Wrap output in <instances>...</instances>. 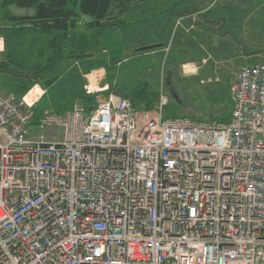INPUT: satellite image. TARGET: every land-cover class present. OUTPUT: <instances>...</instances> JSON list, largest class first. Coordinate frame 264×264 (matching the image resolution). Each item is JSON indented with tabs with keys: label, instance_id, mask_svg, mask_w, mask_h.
<instances>
[{
	"label": "built area",
	"instance_id": "1",
	"mask_svg": "<svg viewBox=\"0 0 264 264\" xmlns=\"http://www.w3.org/2000/svg\"><path fill=\"white\" fill-rule=\"evenodd\" d=\"M159 95L35 123L0 88V264H264V61L235 74L228 121Z\"/></svg>",
	"mask_w": 264,
	"mask_h": 264
},
{
	"label": "rangeland",
	"instance_id": "2",
	"mask_svg": "<svg viewBox=\"0 0 264 264\" xmlns=\"http://www.w3.org/2000/svg\"><path fill=\"white\" fill-rule=\"evenodd\" d=\"M141 1L134 0L133 2ZM146 1L159 3L160 1L171 2L176 0ZM184 5V7L177 8L176 12L178 14L190 10L199 13V17L196 19L197 22L205 21L204 17L211 19L213 22H218V26L204 28L203 35L208 36L206 38L202 36V33H199L201 30L192 31L194 38H198L200 43H197L189 33H187V38L190 43H187L182 36H178L181 26L178 28L176 22L175 29L169 28L167 31V34L169 31L172 34L174 32V38L171 36L168 43H164V47L135 52L139 48L136 45V47L134 46L133 49L125 51V53L113 54L115 50L119 49L118 45L115 44V40L116 38L121 39L122 36L119 31L115 30L113 32V30H110L111 35L109 38L103 37L102 40V47L107 50L105 46L109 45L110 53L108 50L98 52L95 56L83 61L66 59L56 66L52 72L48 73L49 77L60 76L61 82L52 88L55 92V95L51 92L53 98L65 101L74 100L73 107L87 108L89 101L85 100L86 98H76V94L79 93L90 98V104L93 102L92 107H94L101 101L106 100L111 94H115L114 89H109V87L114 85L115 80L117 82L119 80L125 86V89L130 88L132 92V95L127 97L132 96L138 102L139 98L143 100L140 104L142 107L139 108H143L146 105L145 103L154 98L158 103L159 94L163 92L169 99L164 111L170 117L213 118L218 114H227L226 111L229 110L227 106L231 97V83L240 67L246 64L244 49L234 38L244 42L243 45H245L247 52L260 50L256 52L257 55H254L248 61L249 64L264 61V51H261L264 49V0H187ZM8 10L15 15L33 14L35 11L34 8H21L15 5H10ZM224 19L227 23L223 27ZM86 20L87 18L83 19V21ZM8 25H10V22L3 17L0 7V27ZM219 26L220 29L223 27L220 34L217 33ZM78 28L82 29L81 25ZM155 36V33L151 30L148 37ZM173 39L179 42L180 50L186 51H176L172 47L173 45L169 48L168 44L171 40L173 44ZM225 43L226 51L221 48L225 46ZM172 52L177 53L178 62L174 61L172 63ZM4 55L5 42L3 38L0 60L4 58ZM194 56L199 58L192 61V58H195ZM109 57L115 58V62L116 59H122V66H112L110 64L112 60H109ZM203 58L206 59L205 62ZM183 64H189L186 69L190 73L193 72V74L186 72ZM100 68L105 69L106 72L102 74L101 83L96 85L94 83L93 86L89 74ZM26 74L32 75L31 73ZM117 78L119 79L117 80ZM19 80L16 76L0 74V84L2 82L13 83ZM106 82H108V86H106ZM38 85L44 88V78L37 80L24 97ZM2 89L7 91L5 88ZM117 90L119 93L126 92L124 89L122 91ZM40 93L41 90L39 89V93L34 100L40 96ZM51 95L46 98L41 97L38 102H35L37 113L43 114L46 110L53 108L49 100V98H52Z\"/></svg>",
	"mask_w": 264,
	"mask_h": 264
},
{
	"label": "trees",
	"instance_id": "3",
	"mask_svg": "<svg viewBox=\"0 0 264 264\" xmlns=\"http://www.w3.org/2000/svg\"><path fill=\"white\" fill-rule=\"evenodd\" d=\"M133 1L0 0L1 13L10 22V25L0 27V36L4 38L5 42V55L0 60V74L4 73L20 79L13 83L2 82L0 88H5L7 89L6 92L13 93L21 98L37 80L44 78L45 93L42 98H46L48 95H51V92L52 94L55 93L52 88L61 82L60 76L49 77L48 73L52 72L63 60L83 61L90 59L96 53L103 51L102 40L103 37L106 38L105 35L108 30H120L125 28L127 23L136 21L143 22L144 24L151 23L161 16L157 11H163L164 14L171 13L168 10L176 11L178 7H184V4L187 3V0L160 1L159 3H150L146 0L137 3ZM10 5L21 8H34L35 11L33 14L15 15L8 10ZM123 14H127V19L123 17ZM130 15L135 18L130 17ZM84 18H87V20L83 21ZM203 19L208 18L204 17ZM79 25H81L82 29L78 28ZM172 45L176 51H186L183 49L180 50L179 42L174 41V39ZM106 49L108 48L106 47ZM176 54V52H172V63L179 61ZM193 60L195 59L192 58ZM26 73H31L32 75L23 76ZM114 82H116L117 87L120 89H125V86L119 80L118 82L116 80ZM111 88L114 89V85L109 87V89ZM123 95L125 98H129L135 107H142L140 104L143 100H140V98L138 102L132 96L127 97L132 94ZM78 97L82 99L86 98L85 100L89 101V105L87 104L88 109L92 107L93 102L90 104V98L77 93L76 98ZM49 100L52 103V109L57 113H65L71 110L74 104V100H57L53 96ZM145 104L143 108H153L156 105V98ZM227 108L229 109L228 111L225 110L227 114H218L213 118H192L201 121H228L231 117V97ZM34 113V122L36 123L42 114L37 113L35 105ZM166 116L170 117L168 115Z\"/></svg>",
	"mask_w": 264,
	"mask_h": 264
},
{
	"label": "crops",
	"instance_id": "4",
	"mask_svg": "<svg viewBox=\"0 0 264 264\" xmlns=\"http://www.w3.org/2000/svg\"><path fill=\"white\" fill-rule=\"evenodd\" d=\"M188 10H185V11H183L181 14H178L176 11H173V10H168V12H171V13H165L164 14V12L163 11H160V12H158L157 11V13H160L161 14V16L160 17H158L157 19H155L153 22H151V23H146V24H144L143 22H139V21H136V22H132V23H127L126 25H125V28H123V29H113V32L116 30V31H119L120 32V34H121V36H122V38L121 39H118V38H116V40H115V44L116 45H118V47H119V49L118 50H115L114 52H113V54H118L119 52H122V53H125V51H130L131 49H133V47L135 46L136 47V45L139 47V48H137L136 50H135V52H137V51H140V52H142L143 50V47H145V46H149V45H161V44H163V43H168V41H169V39H171V36H172V38H174L173 37V34H174V32H173V34H172V32L170 33V31L168 32V34H167V31H168V29L169 28H172V29H175V25H176V22H177V20L179 19V18H181V21H180V23H179V25H178V28H179V26H181L180 27V31L178 32L179 33V35L178 36H182V38H184V39H186V42L188 43H190V41H188V34L187 33H189L190 35H192L193 37V39L197 42V43H200L199 42V40H198V38L197 39H195L194 38V35H193V32L192 31H194V30H201V32H199V33H202V36L204 37V38H206V37H208V36H204L203 34H204V28H208L209 26L211 27H213V26H218V24L216 23V22H213L211 19H205V21H196V19L199 17V13H197V12H192L191 14H188V13H186ZM126 15L127 14H123V17L125 18V19H127L126 18ZM163 15V16H162ZM130 17H132V18H135V17H133L132 15H130ZM150 17H152V16H150ZM182 22V23H181ZM227 23V22H226ZM226 23L224 22V24H223V27H224V25L226 26ZM222 27V28H223ZM178 28H177V30H178ZM222 28L220 29V26L218 27V30H217V33L218 34H220V32H221V30H222ZM153 31L154 33H155V37H148L149 36V32L150 31ZM171 30V29H170ZM206 31V30H205ZM186 32V33H185ZM170 33V34H169ZM111 34H110V30H108L107 31V33H106V38H109V36H110ZM222 35H224V34H222ZM232 35V34H231ZM225 36V35H224ZM236 36V35H235ZM223 37V36H222ZM221 37V38H222ZM226 37V36H225ZM233 37V36H232ZM234 38V37H233ZM234 39H236V41H237V43L238 44H240V46L244 49V51H243V53L245 54V56H244V60H246V64L248 63V61L250 60V59H252L253 58V56L254 55H257V53H255V52H258V51H260V50H256V51H251V52H247L245 49H246V47H245V45H243L244 44V42L243 41H241V40H239V39H237V38H234ZM183 40V39H182ZM147 42V43H146ZM185 43V42H184ZM182 44H183V42H182ZM106 47L108 48L107 50L109 51V53H110V46L109 45H106ZM226 43H225V46H223V47H221V48H223V50H227L226 48ZM154 49V48H153ZM107 50H103V51H107ZM148 50H151V49H148ZM112 51V50H111ZM261 51H264V49H262ZM195 58V60H197L199 57L198 56H194ZM112 60V63H111V61H110V64H112V66L114 65V66H122V59L121 60H117L116 59V62H115V58H110L109 57V60ZM200 60V59H199ZM203 60H204V62H205V58H203ZM203 60H202V62H203ZM245 64V65H246ZM249 64V63H248ZM187 66H189V64H183V68H184V70L186 71V72H189V71H187ZM114 68V67H113ZM241 68V67H240ZM105 72H106V70L105 69H102V68H100V69H98L97 71H93L92 73H90L89 74V79H91L90 80V82L91 83H93V86H94V83H95V85L98 83H101V81H102V74H105ZM190 73V72H189ZM190 74H193V72L192 73H190ZM92 76V77H91ZM95 76V77H94ZM94 77V78H93ZM94 80V81H93ZM114 84V90H113V92L115 93V94H120V95H123V94H132V92H131V90H130V88H128V89H124V90H126V92L125 93H119V91L117 90V85H116V82H114L113 83ZM39 86V85H38ZM106 86H108V82H106ZM36 87V86H35ZM40 87V86H39ZM122 89V88H121ZM120 88H119V90L120 91H122ZM40 90H41V93L39 94L40 96L36 99V100H33V101H37L38 102V100L43 96V94L45 93V88H42V87H40ZM232 99V98H231ZM91 108V107H90Z\"/></svg>",
	"mask_w": 264,
	"mask_h": 264
},
{
	"label": "bare ground",
	"instance_id": "5",
	"mask_svg": "<svg viewBox=\"0 0 264 264\" xmlns=\"http://www.w3.org/2000/svg\"><path fill=\"white\" fill-rule=\"evenodd\" d=\"M180 21H181V18H179L178 19V21H177V26L179 25V23H180ZM164 45V43L163 44H159L158 46H155V47H151V48H145V47H148V46H145V47H143V49L142 50H148V49H153V48H160V47H164L163 46ZM149 46H153V45H149ZM171 46H172V40L169 42V44H168V47L169 48H171ZM92 77V76H91ZM95 77V76H94ZM93 77V78H94ZM91 80V79H90ZM92 81V80H91ZM94 81V80H93ZM39 86L37 87H34L28 94H27V96H26V100L29 102V103H31L35 98H36V96H37V94L39 93Z\"/></svg>",
	"mask_w": 264,
	"mask_h": 264
},
{
	"label": "water",
	"instance_id": "6",
	"mask_svg": "<svg viewBox=\"0 0 264 264\" xmlns=\"http://www.w3.org/2000/svg\"><path fill=\"white\" fill-rule=\"evenodd\" d=\"M186 13L191 14L192 12L190 10H188ZM224 22H225V19H224ZM216 23L218 24V22H216ZM155 46H158V45L148 46V47H145V48H151V47H155ZM23 76H28V74H24Z\"/></svg>",
	"mask_w": 264,
	"mask_h": 264
}]
</instances>
